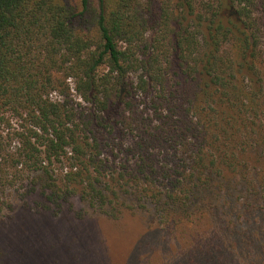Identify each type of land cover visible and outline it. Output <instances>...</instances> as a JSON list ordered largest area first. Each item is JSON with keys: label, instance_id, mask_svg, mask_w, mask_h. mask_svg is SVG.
<instances>
[{"label": "trees", "instance_id": "obj_1", "mask_svg": "<svg viewBox=\"0 0 264 264\" xmlns=\"http://www.w3.org/2000/svg\"><path fill=\"white\" fill-rule=\"evenodd\" d=\"M255 158L264 0H0V209L30 180L50 208L190 211Z\"/></svg>", "mask_w": 264, "mask_h": 264}, {"label": "rangeland", "instance_id": "obj_2", "mask_svg": "<svg viewBox=\"0 0 264 264\" xmlns=\"http://www.w3.org/2000/svg\"><path fill=\"white\" fill-rule=\"evenodd\" d=\"M105 152L120 168L134 158ZM249 166V181L264 179L263 158ZM233 176L203 190L190 211L169 212L139 195L118 218L78 196L50 208L28 180L9 192L12 207L0 209V264H264V189L256 184L257 197L243 175Z\"/></svg>", "mask_w": 264, "mask_h": 264}]
</instances>
